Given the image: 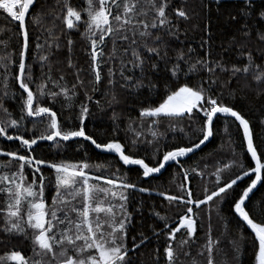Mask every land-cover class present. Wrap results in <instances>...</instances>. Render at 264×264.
I'll list each match as a JSON object with an SVG mask.
<instances>
[{
	"label": "snow or ice",
	"instance_id": "6c2138e0",
	"mask_svg": "<svg viewBox=\"0 0 264 264\" xmlns=\"http://www.w3.org/2000/svg\"><path fill=\"white\" fill-rule=\"evenodd\" d=\"M219 3V0H217ZM34 0H0V10H3L12 20L18 22L19 34L22 37V44L18 56V72L12 78L16 80L19 88L23 90L26 96H22L21 116L17 119H5L0 121V137L8 141H19L20 148L27 151V155L18 154V151L0 150V155L7 156L11 160L18 162V168L12 172L0 173V193L6 195V207L0 209L3 214V225L0 230L7 234L23 235L27 237L28 231L32 232L33 255L40 259L26 258L21 251L12 250L0 256V264L5 261H13L15 264H130L128 254L139 248L147 237L141 238L137 243L136 237L132 238V248L127 246V229L131 223V214L127 211L128 190H139L146 192L148 189L140 188L133 183H128L123 177L111 173V178L103 174H92V169L101 170V165H91L86 161L76 163L68 161L46 162L42 159H36L31 153L35 150L33 146L39 141H49L54 144L69 141L73 138H83L96 149L102 152L114 153L124 166H139L142 169L143 177H149L152 174H158L169 162L179 164L180 158L186 157L195 149L199 148L213 136L214 119L223 115L234 118L242 130L243 141L246 144V152L250 160L254 162V167H247L240 160L230 161L225 164L223 169L237 168L239 174L227 180L222 178V169L218 167L215 175V189L208 192L205 188L203 199H193L192 192L187 189V183L181 184L179 189L184 195L166 196L160 193L169 201L179 203L186 208L183 215L178 217V223L170 230L168 223H165L167 236V245L164 247V256L166 264H174L175 251L173 241L175 234L182 228L186 230L187 237L191 238L196 231V221L193 218V205L198 209L201 205H206L216 201L223 203L230 196L233 201L232 210L235 215L254 233L253 247L255 248V264H264V221L256 222L251 214L258 213L264 217V201H260L258 206L249 208L248 201L251 193L258 183L264 181V150L258 151L259 145L254 143V135L250 128L249 121L239 111L232 106H228L219 99L220 93L216 96L211 95L213 86L217 83L215 72L217 69L221 72L228 71L231 77L240 73H254L253 79L257 82H264V70L260 65H256L251 52H243L248 63L242 67L233 64L230 68H225L220 61L212 60L211 45L209 40H202L201 47L205 49L203 57L191 62L190 58L185 56L183 50H178L175 62L171 63L172 58L167 54V43L153 32H166L169 36H175L178 32V25H174L168 14L167 9L171 6V0H87V7L77 10L71 6L70 0H64L62 23L66 30L77 28L78 23L82 21L81 12L86 13L87 19L83 21L85 31L81 37L89 43L88 55L91 59V74L94 76L93 90L102 79V67L111 62L113 58L119 61V76L123 87L140 88L145 86L143 83L145 76V64L152 56L156 60L151 63L150 71L159 74L161 71L159 64L163 62L165 72L170 73L172 78L177 80L181 74L188 78L190 74H199L201 71L207 73L206 78L199 82L189 85L180 84L173 90L169 84L164 88L167 94L156 106H148L139 109L140 124L133 127L134 121L128 125L129 131L135 134L136 139L131 141V148L138 147V140L144 135L137 131V127H142L145 120L150 121L148 131L152 140L140 141L152 145L155 142V153L159 154V137L163 134L155 130L161 119H168L170 127L175 128L174 121L182 120L185 116L189 118L190 123L196 119L202 121V125L196 131L199 137L197 142H192L190 147L176 146L171 150L163 151L162 158L156 162V166H150L144 158H134L132 154H126V146L122 144L116 133L119 127L115 126L112 130V136L107 142H97L86 131L85 120L89 114L87 104L80 106L78 115L79 126L65 128L63 123L58 120L57 113L51 107L42 106L40 97L47 96L50 101H54L58 95H63L65 99H70L75 95L77 84L83 85L79 78L77 70V83L69 89L66 86H60L59 82L53 80L50 72L46 75L45 81L35 84L36 92L30 88V84L35 83L32 76L31 65L26 63V52L29 51V33L26 29V14ZM254 7V0H243V7L240 9L241 16L245 18L251 16ZM177 19L188 20V12L181 8L173 9ZM258 18L264 21V9L257 13ZM151 16V20L146 17ZM60 18L56 14L54 20ZM43 19L40 13H37L33 23H40ZM233 20L236 17H232ZM53 23L51 28L46 29L48 39L44 44L37 43L36 50L42 51L45 47L49 51L39 56L41 68L51 55V48L60 47L59 37L53 36ZM208 25L205 24L207 32ZM242 36L247 38L250 35L247 23L241 25ZM261 41H264V33L257 31ZM210 36V33H209ZM106 38L112 42V50L108 57H105L104 47ZM39 38H37L38 40ZM155 44L157 46H150ZM126 44L122 50L116 48L117 43ZM0 44H4L0 41ZM163 44V51L159 45ZM69 51L73 45L71 38L67 40ZM7 47V45H5ZM192 51L191 48L188 49ZM143 53V54H142ZM11 53L0 55V68L3 72V86L7 89L10 78V69L14 64ZM181 62L187 65L188 71L184 72L181 68ZM69 67H73L69 59ZM140 71V77L135 79L133 75H125ZM108 84L114 86L116 83L115 73L112 67H108ZM62 80L63 77L61 76ZM134 81V82H133ZM51 82L59 88V92L48 91L46 83ZM207 84V87H205ZM147 87L150 92L158 91L157 84L153 83L149 77ZM87 97V93H85ZM90 99V97H88ZM115 96H113V100ZM99 103V102H97ZM6 116L10 117L7 109L3 110ZM33 119V129L37 122L45 123V132L47 134L33 135L31 138H25V134H8L9 129H19L22 127V121L27 118ZM33 129H25V133L33 132ZM183 132V129H181ZM41 166H47L55 174L56 195L52 198V203L47 204L44 196L47 186V178L41 171ZM0 167H8L6 164H0ZM32 169V181L27 182L25 168ZM185 182L189 179V172L196 173V169H184L181 166ZM39 174V175H37ZM200 175L201 173H196ZM251 174V175H250ZM245 177L250 179L246 187L235 195V187L238 182ZM103 181V185L101 184ZM159 216V213H156ZM161 220L165 217L159 216ZM225 228L227 222L225 221ZM243 240L241 234L238 240L230 241L234 259L240 264V258L243 255ZM188 242L187 239L180 241L181 246ZM218 239L213 240L211 236V225L209 224L208 239L202 246V252L207 251V264H215L213 258L214 248L218 246ZM58 249V251H57ZM71 253V254H70ZM188 255V253H185ZM44 257L50 259L45 260ZM157 264L159 257L157 256ZM193 264L196 261L193 260Z\"/></svg>",
	"mask_w": 264,
	"mask_h": 264
},
{
	"label": "trees",
	"instance_id": "16d2710c",
	"mask_svg": "<svg viewBox=\"0 0 264 264\" xmlns=\"http://www.w3.org/2000/svg\"><path fill=\"white\" fill-rule=\"evenodd\" d=\"M71 6L77 10L87 7V0H70ZM183 8L189 14L188 20L177 19L173 9ZM243 7V0H171V6L167 9L168 14L174 25H178V32L175 36H169L166 32H153V36L159 34L163 42L167 43L168 57L172 58L171 63L175 62L178 50H183L185 56L190 58L191 62L203 57L205 49L201 47L202 40H209L211 45L212 60L220 61L225 68H230L233 64L242 67L248 63L243 52H251L254 63L261 66L264 70V41H261L257 31L264 33V21L258 18V11L264 9V0H254V7L251 16L245 18L241 16L240 9ZM64 0H37L35 6L27 18V31L29 33V51L27 52L26 63L31 65L32 76L35 83L30 84V88L36 92L35 84L45 81L46 75L50 72L53 80L59 82L60 86H66L71 89L73 84L77 83V70L79 78L83 85L77 84L75 95L70 99H65L63 95H58L54 101H50L45 95L40 97L42 106L51 107L57 113L58 119L65 128L78 127V115L80 106L87 104L89 114L85 120L86 131L93 135L97 142H107L112 136V130L115 126L119 127L116 133L120 142L126 146V154H132L134 158H144L150 166H156L159 158H162L163 151L171 150L176 146L190 147L192 142H197L198 136L195 130H198L202 121L196 119L190 123L189 118L185 116L182 120L174 121L175 128L170 127L168 119H161L155 130L163 135L159 137L160 153H155V142L152 145L140 143L144 140H152L148 131L150 121L145 120L142 127H137V131L144 133L138 140V147L131 148V141L136 139L135 134L129 131L130 121H134L133 127L140 124L139 109L148 106H156L167 94L164 85L174 90L180 84L189 85L199 82L207 77V73L201 71L199 74H190L185 78L181 74L180 78H172L170 73L165 72V65L160 62L161 71L154 74L150 71L151 63L156 60L152 56L145 64V76L143 83L145 86L140 88L121 87L123 83L119 76V61L115 58L102 67V79L96 90H93L94 76L91 74V59L87 54L89 43L81 37L85 31L84 20L87 19L86 13L81 12L82 21L78 23L77 28L66 30L62 23ZM40 13L43 17L40 23H33L36 14ZM60 18L53 19L56 14ZM232 17H236L235 20ZM151 20V16L146 17ZM53 23V36L59 37L60 47L51 48V55L41 68L39 56L49 51L45 47L42 51L36 50V44H44L48 39L46 29L51 28ZM247 23L250 29V35L245 38L242 32L245 29L241 25ZM205 24L208 25L207 32ZM210 33V36H209ZM37 38H39L37 40ZM71 38L73 45L69 51L67 40ZM0 55L6 52L11 53L15 61L10 69V78L7 89L3 86V72L0 68V121L5 119H17L21 116L22 96H26L23 90L19 88L18 83L12 77L18 72V56L22 44V37L19 34L18 22L12 20L3 10H0ZM104 47L105 57H108L112 50V42L106 38ZM150 46H157L151 44ZM7 45V47H5ZM163 51V44L159 45ZM127 47L126 44L118 42L116 48L119 50ZM192 51L189 52L188 49ZM143 54V53H142ZM69 59L73 67H69ZM108 67H112L115 73L116 83L114 86L108 84ZM181 68L184 72L188 71L186 64L181 62ZM125 75H133L135 79L140 77V71L135 73L126 72ZM254 73H240L231 77L228 71L221 72L216 70L215 76L217 83L211 90V95L216 96L220 93L219 99L228 106H232L239 111L249 121L250 128L254 135V143L259 145L258 151L264 150V82H257L253 79ZM63 77L61 80L60 77ZM149 77L153 83L157 84L158 91L150 92L147 87ZM133 81V82H134ZM207 87V84H205ZM48 91L59 92V88L51 82L46 83ZM87 93V97L85 95ZM113 96L115 99L113 100ZM90 97V99H88ZM99 102V103H97ZM4 109H7L9 116H6ZM25 129H33V119L27 118L22 121V127L19 129H9L8 134H25V138H31L33 135L47 134L45 132V123L37 122L33 132L25 133ZM183 129V132L181 131ZM31 153L36 159H42L46 162L68 161L72 163L86 161L91 165H101V170L92 169V174H103L111 178V173L123 177L126 182L133 183L137 189L146 188L148 191L128 190L127 211L131 214V223L127 229V246L132 248V238L136 237L137 243L142 236L147 240L134 251L128 254L130 264H166L164 256V247L167 245L166 232L178 223V217L186 211L179 203L169 201L160 193L166 196H182L179 189L181 184L187 183V189L192 192V198L203 199L205 188L210 194L215 189L216 169H222V178L227 180L233 174H239L237 168L223 169L225 164L230 161L240 160L247 167H254V162L246 152V144L243 141L242 130L234 118L227 119L220 115L214 120L213 136L197 152L180 159L179 164L169 162L166 169L160 175H150L143 177L142 169L139 167L124 166L119 161L118 156L114 154L101 153L97 151L90 142L78 138L54 144L49 141H39L33 146ZM0 150L18 151V154L27 155V151L20 148L19 141H8L0 137ZM0 164H6L8 167H0V173L16 171L18 162L11 160L7 156L0 155ZM181 166L184 169H196V173L189 172V179L185 182L181 172ZM41 171L47 178V186L44 196L47 204L52 203V198L56 195L55 174L47 166H41ZM25 175L27 182L32 181V169L26 167ZM39 175V174H37ZM251 175V174H250ZM250 182L248 177L238 182L233 195L240 192ZM103 185V181H101ZM6 195L0 193V209L6 207ZM260 201H264V181L261 182L257 190L250 196L248 201L249 208L258 206ZM231 196L220 203L214 200L206 205H201L198 209L193 205L194 219L196 221V231L191 238L187 237L185 229H181L175 234L173 248L175 251L174 264H207V251L202 252V246L208 239L209 224L211 225V236L213 240L219 241L218 246L214 248L213 258L215 264H237L233 258L234 253L230 241L238 240L242 234L243 255L240 258V264H255V248L253 247L254 233L234 214L232 210ZM165 217L161 220L159 216ZM256 222L264 221V217L258 213H251ZM227 222V228L225 223ZM3 214L0 213V226L3 225ZM165 223H168L169 229H165ZM32 232L28 231L27 237L23 235L7 234L0 230V256L9 253L12 250L21 251L26 258L40 259L33 255ZM187 239L188 242L181 246L180 241ZM58 251V249H57ZM188 253V255H185ZM71 254V253H70ZM45 260L50 259L44 257ZM3 264H15L13 261H5ZM51 264H56L52 261Z\"/></svg>",
	"mask_w": 264,
	"mask_h": 264
},
{
	"label": "water",
	"instance_id": "95a60500",
	"mask_svg": "<svg viewBox=\"0 0 264 264\" xmlns=\"http://www.w3.org/2000/svg\"><path fill=\"white\" fill-rule=\"evenodd\" d=\"M36 1L37 0H34V4L33 5H31L30 6V9H29V12L26 14V19H25V23L27 24V18H28V15H29V13L31 12V10H32V8L35 6V4H36ZM26 29H27V26H26ZM26 58H27V52H26ZM59 120V119H58ZM215 120V119H214ZM212 137V136H211ZM211 137L209 138V140L211 139ZM74 139H78V138H73V139H71V140H74ZM208 140V141H209ZM208 141H206L203 145H201L199 148H197V149H195L192 153H189L187 156H189V155H191V154H193V153H195V152H197V151H199ZM95 148V147H94ZM96 149V148H95ZM97 151H99V152H101V153H107V154H114V153H108V152H102L101 150H98V149H96ZM114 155H116V154H114ZM186 156V157H187ZM185 158V157H184ZM180 159H183V158H180ZM168 164L169 163H167L166 164V166L161 170V172L160 173H158V174H152V175H160L165 169H166V167L168 166ZM130 167H135V166H130ZM137 167H139V166H137ZM260 184H261V182L260 183H258V185L256 186V188L254 189V191L251 193V195L257 190V188L260 186ZM250 195V196H251Z\"/></svg>",
	"mask_w": 264,
	"mask_h": 264
}]
</instances>
